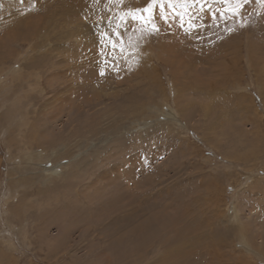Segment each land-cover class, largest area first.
I'll use <instances>...</instances> for the list:
<instances>
[{"label":"rangeland","instance_id":"374dc122","mask_svg":"<svg viewBox=\"0 0 264 264\" xmlns=\"http://www.w3.org/2000/svg\"><path fill=\"white\" fill-rule=\"evenodd\" d=\"M178 263L264 264V0H0V264Z\"/></svg>","mask_w":264,"mask_h":264},{"label":"bare ground","instance_id":"6f19581e","mask_svg":"<svg viewBox=\"0 0 264 264\" xmlns=\"http://www.w3.org/2000/svg\"><path fill=\"white\" fill-rule=\"evenodd\" d=\"M73 7V6H72ZM71 10V9H70ZM64 11H65V9H64ZM73 11V10H72ZM63 12V11H62ZM69 12V11H68ZM70 14V13H69ZM69 14H68V16H69ZM65 17V16H64ZM66 18H67V16H66ZM81 26V25H80ZM77 27V26H76ZM79 27V26H78ZM80 31H82L81 29H80ZM86 31V30H85ZM47 64H48V62H47ZM50 64V63H49ZM45 71V70H44ZM52 73H54V70H53V72ZM52 75V74H51ZM48 76V75H47ZM92 104V103H91ZM88 105V104H87ZM172 117H173V119L175 118V116H173L172 115ZM70 134V133H69ZM72 134V133H71ZM43 157H44V155H42V154H39L36 158H33V160L35 161V160H39L40 161V159H43ZM47 180V179H46ZM41 188V187H40ZM188 188V187H187ZM34 191V190H33ZM37 191V190H36ZM41 191V190H40ZM81 193V192H80ZM184 194V193H183ZM8 198V197H7ZM50 200V199H49ZM48 200V201H49ZM36 201V200H35ZM47 201V202H48ZM46 202V203H47ZM129 202V201H128ZM40 203V202H39ZM49 203V202H48ZM21 205V204H20ZM38 205V204H37ZM40 205V204H39ZM38 205V206H39ZM129 205H131V204H129ZM74 206V205H73ZM21 207V206H20ZM20 207H19V209H20ZM27 208H28V206H27ZM18 209V208H17ZM40 209V208H39ZM22 210V209H21ZM67 210V209H66ZM14 211V210H13ZM27 212V211H26ZM130 212V211H129ZM22 214V213H21ZM27 214V213H26ZM47 214V213H46ZM131 214V213H130ZM80 215V214H79ZM20 216V215H19ZM20 219V218H19ZM231 219V218H230ZM104 221V220H103ZM115 227V226H114ZM89 228V227H88ZM87 230V229H86ZM26 237V236H25ZM241 238V237H240ZM92 240V239H91ZM101 240V239H100ZM161 241H163V240H161ZM165 242V241H164ZM212 248V247H211ZM201 250V249H200ZM206 250V249H205ZM208 250V249H207ZM207 252V251H206ZM177 258H178V256H177ZM178 260V259H177ZM183 261V260H182ZM180 262V261H179ZM179 264V263H178Z\"/></svg>","mask_w":264,"mask_h":264}]
</instances>
